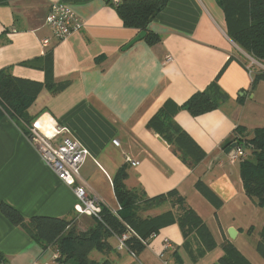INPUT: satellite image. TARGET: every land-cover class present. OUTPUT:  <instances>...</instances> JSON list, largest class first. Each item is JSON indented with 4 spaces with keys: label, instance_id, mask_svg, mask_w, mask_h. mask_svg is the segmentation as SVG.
<instances>
[{
    "label": "crops",
    "instance_id": "1",
    "mask_svg": "<svg viewBox=\"0 0 264 264\" xmlns=\"http://www.w3.org/2000/svg\"><path fill=\"white\" fill-rule=\"evenodd\" d=\"M58 2L83 22L82 30L64 40L53 37L45 24L49 7ZM146 30L159 38L157 44L142 38L124 49L139 31L125 27L107 0H0V71L36 83L70 82L57 93L41 90L27 111L44 130L49 121L64 127L88 151L79 176L88 196L116 212L114 182L119 171L125 175V189L145 199L175 190L201 219L212 242L199 256L204 251L199 237L189 236L185 246L179 225L173 223L159 229L135 256L111 236L109 249L93 250L89 260L218 264L228 245L241 257L233 264H264L256 249L264 240V208L245 195L241 163H229L225 153L235 143L236 129H244V138H250L263 126L264 82L250 92L248 64L239 62L243 53L228 38L224 14L215 0H168ZM43 39H48L47 46ZM34 60H45L48 72L25 65ZM218 75L228 100L216 110L193 116L186 102ZM164 106L203 155L191 168L147 126ZM26 132L0 116V204L26 220L66 219L73 221L76 232H87L95 220L73 210L72 189L44 165ZM126 159L138 165L131 166ZM199 181L221 200L220 206L202 194ZM168 209L161 205L141 215L154 217ZM229 229L235 231L232 239ZM0 256L2 264H74L57 262V251L43 248L1 211Z\"/></svg>",
    "mask_w": 264,
    "mask_h": 264
},
{
    "label": "trees",
    "instance_id": "2",
    "mask_svg": "<svg viewBox=\"0 0 264 264\" xmlns=\"http://www.w3.org/2000/svg\"><path fill=\"white\" fill-rule=\"evenodd\" d=\"M167 1H120L114 7L125 27L139 32L144 31L143 39L149 45H155L159 38L147 32L146 28ZM215 2L224 14L228 38L243 54L264 65V0H215ZM239 62L244 67L248 64L244 55ZM25 65L38 66L46 72L49 70L45 60H34ZM250 74L252 92L258 83L264 82V70L253 66L250 68ZM219 75L204 91L195 93L186 102L185 107L193 116L216 110L228 100V96L218 85ZM69 83V81L54 84L36 83L17 79L6 71H0V116L9 117L26 132L37 118L29 116L27 111L33 99L45 88L51 93H57L67 88ZM147 126L157 132L188 167L195 166L201 160L203 155L199 148L174 122L172 114L165 106L155 113ZM243 132L242 128L236 129L234 137V142L242 145L247 154L245 159L239 162L243 191L256 206L264 208V124L254 129L250 138H244ZM124 178L123 171H119L114 182L118 210L111 212L102 207L100 220L94 219V226L85 233L76 232L73 221L66 219L31 217L26 220L4 204H0V211L43 248L52 247L57 251L59 257L56 261L59 263L72 261L74 264H98L89 260V254L93 250H108L107 239L111 236L120 238L126 235L124 246L135 256L147 246L153 235L158 234L159 229L173 223L179 225L185 246L189 236L199 237L204 245V251L200 250L199 256L212 247L205 225L175 190L145 199L135 191L125 189L122 181ZM197 188L215 206L222 204L204 183L199 181ZM161 205H167L169 209L154 217L141 215V212ZM256 249L264 258V240L256 245ZM240 258L234 248L227 245L225 257L218 264H233L234 260ZM2 262L3 258L0 256V264Z\"/></svg>",
    "mask_w": 264,
    "mask_h": 264
},
{
    "label": "built area",
    "instance_id": "3",
    "mask_svg": "<svg viewBox=\"0 0 264 264\" xmlns=\"http://www.w3.org/2000/svg\"><path fill=\"white\" fill-rule=\"evenodd\" d=\"M111 5L116 6L120 0H107ZM45 24L51 30L53 37L58 40H64L74 32H78L83 28V22L71 11L68 5L58 2L49 7L45 17ZM48 39L42 40V45L47 46ZM248 71L254 65L264 70V65L258 64L250 59ZM166 62H170L171 58L166 57ZM26 137L31 145L37 151L40 159L46 167L65 186L72 189L76 199L73 210L78 215H85L96 220H100L102 209L101 202L95 197H89L86 188L80 182V169L89 157L88 151L73 139L64 127L59 126L53 121H49L45 130L40 125V122L34 121L27 128ZM115 146H118L117 141H113ZM236 147L232 148L227 154L229 163L241 162L246 157V151L242 145L236 143ZM131 166H137L138 162L126 159ZM153 235L151 238H154ZM126 235L119 238L120 248H124ZM166 249L170 248V243L167 239L163 240ZM58 258L55 256V259Z\"/></svg>",
    "mask_w": 264,
    "mask_h": 264
},
{
    "label": "water",
    "instance_id": "4",
    "mask_svg": "<svg viewBox=\"0 0 264 264\" xmlns=\"http://www.w3.org/2000/svg\"><path fill=\"white\" fill-rule=\"evenodd\" d=\"M144 35H145V32L144 31H142V32H139L138 34H137V36L134 38V39H132L125 47H124V49H127L129 46H131L133 43H135L136 41H139V40H141L143 37H144ZM237 145H236V143H233L232 145H230L228 148H226L225 149V153L226 154H228L230 151H231V149L232 148H235ZM235 234V231H233L232 229H229L228 230V235H229V237L232 239L233 238V235Z\"/></svg>",
    "mask_w": 264,
    "mask_h": 264
},
{
    "label": "rangeland",
    "instance_id": "5",
    "mask_svg": "<svg viewBox=\"0 0 264 264\" xmlns=\"http://www.w3.org/2000/svg\"><path fill=\"white\" fill-rule=\"evenodd\" d=\"M244 56H245V59H247L248 60V64H250V60L248 59L249 57L248 56H246L245 54H243ZM254 66V65H253ZM252 66V67H253ZM256 67H257V65H255ZM21 126H22V124H20ZM82 216H85V215H82ZM86 217H88V216H86ZM89 218V217H88Z\"/></svg>",
    "mask_w": 264,
    "mask_h": 264
}]
</instances>
